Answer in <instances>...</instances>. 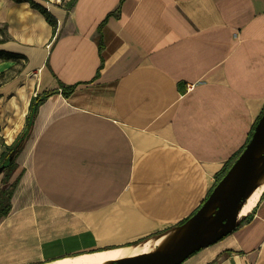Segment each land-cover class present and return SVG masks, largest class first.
I'll list each match as a JSON object with an SVG mask.
<instances>
[{
    "label": "crops",
    "instance_id": "crops-1",
    "mask_svg": "<svg viewBox=\"0 0 264 264\" xmlns=\"http://www.w3.org/2000/svg\"><path fill=\"white\" fill-rule=\"evenodd\" d=\"M34 1L56 26L29 2L0 0V50L33 77L18 126L5 123L10 144L31 99L54 92L18 157L0 264L131 246L191 219L264 111V0ZM20 88L0 86V106L13 92L11 117ZM180 264H264V193Z\"/></svg>",
    "mask_w": 264,
    "mask_h": 264
},
{
    "label": "water",
    "instance_id": "water-1",
    "mask_svg": "<svg viewBox=\"0 0 264 264\" xmlns=\"http://www.w3.org/2000/svg\"><path fill=\"white\" fill-rule=\"evenodd\" d=\"M262 143H264V113L244 150L219 181L209 198L189 220H194V225L184 244L179 249L170 252L140 254L114 261L111 264H180L196 251L217 242L231 233L237 227L239 209L245 203L256 179L259 177L255 169L259 162L257 149ZM12 158L10 156L0 166V175L12 161ZM217 200H220V202L216 205L213 216L205 223L206 212Z\"/></svg>",
    "mask_w": 264,
    "mask_h": 264
},
{
    "label": "bare ground",
    "instance_id": "bare-ground-1",
    "mask_svg": "<svg viewBox=\"0 0 264 264\" xmlns=\"http://www.w3.org/2000/svg\"><path fill=\"white\" fill-rule=\"evenodd\" d=\"M33 81V77H30ZM21 86L20 96L12 98V107L14 110L13 117L10 124L14 127L18 126L21 121L25 108L29 102V95L26 89ZM5 138L12 140L14 137V130L10 127L6 128L4 132ZM258 164L255 169L256 174L259 176L254 187L249 193L245 203H243L239 209V217L247 215L258 203L260 197L264 193V143L260 144L257 149ZM220 200H217L214 205H212L205 214V223L213 216L215 212V207L218 205ZM205 223H203L205 225ZM194 225V220L187 222L185 225L174 228L168 232L159 234L152 238H149L139 244L119 247L109 250H103L95 253L84 254L81 256L64 258L58 261L50 262L47 264H111L114 261L128 258L131 256H137L140 254H152L155 252H170L179 249L188 237L192 227Z\"/></svg>",
    "mask_w": 264,
    "mask_h": 264
},
{
    "label": "trees",
    "instance_id": "trees-1",
    "mask_svg": "<svg viewBox=\"0 0 264 264\" xmlns=\"http://www.w3.org/2000/svg\"><path fill=\"white\" fill-rule=\"evenodd\" d=\"M15 1L16 2H29L33 7L39 9L46 16L48 22H50L52 25L56 26L55 18L50 13V11L46 7H44L43 5L35 2L34 0H15ZM72 3H73V0H71L68 5H72ZM1 42H3V39L0 40V43ZM20 57H22V56L19 55V54H15V53H11V52L0 50V61L14 60V59L20 58ZM0 86H2V84H0ZM76 86L77 85H71L68 88L64 89V95L66 97H68L74 91ZM53 93H54L53 91L44 92L42 95L34 96L31 99L30 105H29V112H28L27 117H26V123H25L24 129L22 130V132L16 137V139L11 144H5L6 149L1 153L0 166L4 162H6L10 156H12L13 158H12V161L9 163V165L3 171L4 176L2 178V182L4 183V187H2L0 189V218L5 216V215H7L9 213V211L11 209V199H12L13 193H14V191L16 189V186L18 185V183H19V181L21 179L22 173H23V171L19 172L16 175V178L14 180H12V177H13V174H14L13 171H14V168H15L16 158L23 151L25 143H26V141L28 140V138L31 135L32 127H33L35 118L37 116L39 106L50 95H52ZM263 113H264V111H263ZM263 113H262V115H263ZM261 116L259 117V119L261 118ZM259 119H258V121H259ZM258 121H257V123H258ZM257 123H256V125H257ZM256 125H255V127H256ZM253 132H254V130H253ZM253 132L251 134V137L253 135ZM240 154H241V152H240ZM238 156H236V158ZM233 162L230 163L226 168H224L222 170V172L219 174L218 183L225 176V174L228 172L230 167L233 165ZM196 212H195V214H196ZM189 220H190V218L185 220V221H183V222H181L176 227L184 225ZM170 229H172V228H170ZM168 230H165V231H162V232H158V233H156L154 235H158V234L164 233V232H166Z\"/></svg>",
    "mask_w": 264,
    "mask_h": 264
},
{
    "label": "rangeland",
    "instance_id": "rangeland-1",
    "mask_svg": "<svg viewBox=\"0 0 264 264\" xmlns=\"http://www.w3.org/2000/svg\"><path fill=\"white\" fill-rule=\"evenodd\" d=\"M45 1H49V0H45ZM56 0H53V2H55ZM66 0H62L61 4L62 5H66ZM4 36V29H2V27H0V40L1 37ZM27 63H26V59L22 58H16L14 61H12V63H10V67L6 68L4 72L0 73V84L4 85L6 83H10L13 82L14 80H18L19 79V83L21 86H24L23 88L28 90V82H30V76L32 77L31 74H29V72H27ZM13 96V92L10 94H7V97L4 100V104H2L0 106V158H1V153L6 149L5 144H10L9 142L11 140L7 139L4 137V128L7 127L5 125L6 122H10L11 121V114H10V109H9V103L11 100V97ZM4 124V125H2ZM4 131V132H3ZM20 156V154L18 155V157ZM18 157L16 158L15 161V168H14V176L12 177V180H14L16 178V174H18L19 172V168H18ZM4 173H2L0 175V180L3 178ZM17 188V186H16ZM16 190V189H15ZM15 192V191H14ZM14 195V193H13Z\"/></svg>",
    "mask_w": 264,
    "mask_h": 264
},
{
    "label": "built area",
    "instance_id": "built-area-1",
    "mask_svg": "<svg viewBox=\"0 0 264 264\" xmlns=\"http://www.w3.org/2000/svg\"><path fill=\"white\" fill-rule=\"evenodd\" d=\"M186 87H187V90L190 91V90L194 89L195 84L189 83L186 85Z\"/></svg>",
    "mask_w": 264,
    "mask_h": 264
}]
</instances>
